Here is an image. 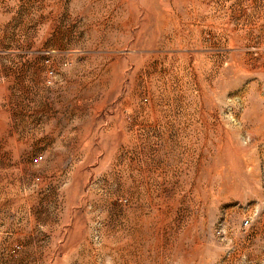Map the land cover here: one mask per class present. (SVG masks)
Masks as SVG:
<instances>
[{
    "label": "rangeland",
    "instance_id": "obj_1",
    "mask_svg": "<svg viewBox=\"0 0 264 264\" xmlns=\"http://www.w3.org/2000/svg\"><path fill=\"white\" fill-rule=\"evenodd\" d=\"M0 264H264V0H0Z\"/></svg>",
    "mask_w": 264,
    "mask_h": 264
}]
</instances>
